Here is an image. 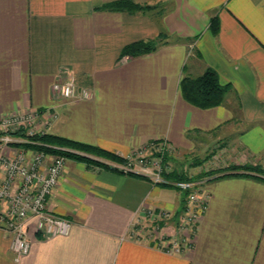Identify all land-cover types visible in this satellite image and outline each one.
I'll return each instance as SVG.
<instances>
[{"label": "crops", "instance_id": "crops-1", "mask_svg": "<svg viewBox=\"0 0 264 264\" xmlns=\"http://www.w3.org/2000/svg\"><path fill=\"white\" fill-rule=\"evenodd\" d=\"M111 1L0 0V120L40 111L45 133L120 156L165 139L181 157L220 133L236 142L232 154L228 143L215 150L226 165L264 162V0H132L153 6L135 13L102 8ZM160 33L154 51L121 56ZM207 67L230 90L201 108L179 81ZM67 76L91 96H58L53 84ZM205 191L191 246L169 252L129 231L145 222L144 209L181 211L178 189L67 157L47 208L70 219L69 234L42 235L30 219L29 251L15 261L0 229V264H264V176L231 171L209 178Z\"/></svg>", "mask_w": 264, "mask_h": 264}, {"label": "built area", "instance_id": "built-area-1", "mask_svg": "<svg viewBox=\"0 0 264 264\" xmlns=\"http://www.w3.org/2000/svg\"><path fill=\"white\" fill-rule=\"evenodd\" d=\"M53 91L66 99L91 96L88 89L78 87L72 76L54 82ZM40 114V111H29L0 120V229L10 235V250L15 261L29 251L27 225L30 219L35 221V231L42 235H67L72 225L70 219L47 208L48 197L57 185L66 157L12 145V142H27L24 136L13 138L12 132L45 133L38 122ZM174 151L167 140H152L122 156L123 162L110 161L107 165L184 193L185 204L181 211L171 214L154 207L144 209L145 222L134 221L129 231L136 240L150 241L169 252H181L191 246L199 218L207 206L204 185L212 176L187 181L167 178L166 174L174 170L170 161Z\"/></svg>", "mask_w": 264, "mask_h": 264}, {"label": "trees", "instance_id": "trees-1", "mask_svg": "<svg viewBox=\"0 0 264 264\" xmlns=\"http://www.w3.org/2000/svg\"><path fill=\"white\" fill-rule=\"evenodd\" d=\"M102 8L135 13L138 11L150 10L151 8H153V6L137 3L132 0H114L105 3ZM209 27L211 32L213 34H216L218 30V21L216 16L210 19ZM164 36L165 33H160L155 38L131 42L123 47L121 56L126 55L130 57H136L139 55L150 53L158 47L161 39ZM179 89L186 101L195 106L207 108L220 105L224 101L226 93L230 90V86L229 84H221L217 72L214 69L207 67L201 74L197 76L183 75L179 81ZM11 134L18 137L24 136L27 140V142H12V145L14 146H22L27 149L41 150L51 154L63 155L66 158L73 157L87 163H93L103 167L109 166L106 163L86 156L85 154H91L93 156L104 158L116 163H121L124 161V158L122 156L114 152L102 149L89 143L76 141L59 135L50 133H36L34 135H26L22 130L12 132ZM227 169L229 171L227 173H219V170H211L196 175H189L185 171L180 169L173 170L172 172L167 173L166 177L173 180L187 181L203 176L227 175L230 174L231 171L237 170L253 172L258 175L264 176V168L256 165H230ZM182 195L184 199L183 192Z\"/></svg>", "mask_w": 264, "mask_h": 264}, {"label": "rangeland", "instance_id": "rangeland-1", "mask_svg": "<svg viewBox=\"0 0 264 264\" xmlns=\"http://www.w3.org/2000/svg\"><path fill=\"white\" fill-rule=\"evenodd\" d=\"M12 137L16 139L20 138L15 135H12ZM202 139L205 140L204 144L206 143L208 144L211 142L209 146L204 147V145L201 144L200 146L196 147L195 152L189 153L188 155L186 154L185 156H181V157H179V155L174 154L175 151L172 153V155L170 156V161L172 163L174 170L182 169L186 173L195 171L196 173L194 175L202 173V172H206V171H211V170H215V171L219 170V173H227L228 172L227 168L228 166H230L228 164L226 165L228 159L226 157H222L223 155H217V154H215V156L213 155L214 153H217L215 152V150L218 149L219 146H221V144L223 143H228L227 151L225 154L226 155L232 154V152L235 151V148H236V147L235 148L233 147V149H231L233 144H236V142H234L235 139L225 138L221 136L220 133L216 140H215V137L212 135H204L202 136ZM28 150L31 151L32 149H28ZM86 155L90 157H96L91 154H86ZM177 156L179 157L180 160L178 159ZM171 157L176 158V159L174 160ZM47 161H49V159H46V162ZM222 164L224 166H222ZM247 164L256 165V166L264 168V166H262L264 165V162L259 163V164L256 162L251 163V164L247 163Z\"/></svg>", "mask_w": 264, "mask_h": 264}]
</instances>
